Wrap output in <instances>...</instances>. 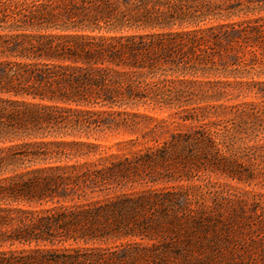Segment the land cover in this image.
<instances>
[{"label": "trees", "instance_id": "trees-1", "mask_svg": "<svg viewBox=\"0 0 264 264\" xmlns=\"http://www.w3.org/2000/svg\"><path fill=\"white\" fill-rule=\"evenodd\" d=\"M245 52L257 59L252 65L264 59V0H0V264H120L113 254L54 246L88 244L121 227L134 233L153 201L61 203L73 189L105 187L141 164L203 158L238 178L204 126L147 145L135 160L84 171L62 163L65 147L98 145L63 138L139 103L160 104L167 71L226 69ZM45 202L58 206L33 209Z\"/></svg>", "mask_w": 264, "mask_h": 264}, {"label": "rangeland", "instance_id": "rangeland-1", "mask_svg": "<svg viewBox=\"0 0 264 264\" xmlns=\"http://www.w3.org/2000/svg\"><path fill=\"white\" fill-rule=\"evenodd\" d=\"M234 54L241 58L229 57L226 69L207 63L203 70L167 71L168 80L158 85L157 95L164 100L160 104L139 103L127 108L130 115L76 128L63 140L98 148L67 146L69 156L62 163L79 164L84 171L91 164L135 160L147 145L164 146L173 136L189 135L204 126L238 178L203 158L183 163L172 155L151 167L141 164L128 178L105 187L73 189L63 206L125 197H149L153 204L141 215L143 222L140 219L134 233L121 227L88 244L69 240L54 248L113 254L120 264H264V86L260 85L264 59L259 55V64L252 65L256 58L251 53ZM181 116L192 120L182 121ZM54 206L58 204L45 202L33 209Z\"/></svg>", "mask_w": 264, "mask_h": 264}]
</instances>
